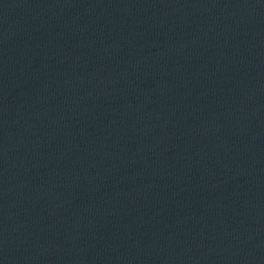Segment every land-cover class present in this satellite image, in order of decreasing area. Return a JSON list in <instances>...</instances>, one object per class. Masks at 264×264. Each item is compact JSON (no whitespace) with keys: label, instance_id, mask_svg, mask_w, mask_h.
Wrapping results in <instances>:
<instances>
[{"label":"water","instance_id":"95a60500","mask_svg":"<svg viewBox=\"0 0 264 264\" xmlns=\"http://www.w3.org/2000/svg\"><path fill=\"white\" fill-rule=\"evenodd\" d=\"M0 264H264V0H0Z\"/></svg>","mask_w":264,"mask_h":264}]
</instances>
